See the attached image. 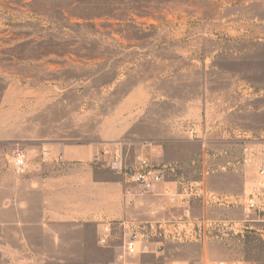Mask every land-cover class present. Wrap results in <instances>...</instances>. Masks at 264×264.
Returning a JSON list of instances; mask_svg holds the SVG:
<instances>
[{
  "label": "rangeland",
  "instance_id": "1",
  "mask_svg": "<svg viewBox=\"0 0 264 264\" xmlns=\"http://www.w3.org/2000/svg\"><path fill=\"white\" fill-rule=\"evenodd\" d=\"M116 129H126L118 140L132 154L149 144L165 147V160L191 152L181 162L192 179L205 138L215 190L239 194L256 181L264 0H0V205L22 185L16 148ZM173 141L195 145L165 144ZM209 217L222 222L205 243L170 245V258L264 264L263 215L239 206L211 208ZM0 264H14L3 250Z\"/></svg>",
  "mask_w": 264,
  "mask_h": 264
},
{
  "label": "crops",
  "instance_id": "2",
  "mask_svg": "<svg viewBox=\"0 0 264 264\" xmlns=\"http://www.w3.org/2000/svg\"><path fill=\"white\" fill-rule=\"evenodd\" d=\"M126 132V129L104 130L97 139L85 142L78 138H63L41 146L31 142V149H27L33 161L39 159L44 146L51 149L53 156L61 153L63 159H50L40 170L31 167L30 172L18 176L22 185L10 190L8 200L1 202L0 250L11 263L38 264V259L39 264L96 261L108 253L98 244L104 222L132 217L161 218L171 213V203L165 197H139L129 205L124 197L127 188L124 178L94 166L95 152ZM165 144L173 148L195 145L191 141ZM165 156V147L152 152L155 162L187 161L185 158L193 154L180 153L170 160H165ZM173 180L167 176L163 186Z\"/></svg>",
  "mask_w": 264,
  "mask_h": 264
},
{
  "label": "built area",
  "instance_id": "3",
  "mask_svg": "<svg viewBox=\"0 0 264 264\" xmlns=\"http://www.w3.org/2000/svg\"><path fill=\"white\" fill-rule=\"evenodd\" d=\"M201 140L199 159L192 161V165L199 164V179L187 176L185 171L188 165L179 160L155 162L152 152H159V145L149 144L146 150L132 154L131 143L116 140L103 144L95 152L92 160L94 166L108 169L124 178L127 184L124 197L129 205L139 197H165L171 203V213L165 217H132L104 222L98 244L108 251L107 261L97 264H190L170 258L169 247L173 244L205 243L207 231L222 222L209 217L211 208L242 206L247 217L253 212L264 216V161L257 170L256 181L246 183L241 194L220 193L208 184V177L215 171L211 165L213 154L207 140ZM38 158L33 161L27 148L18 147L12 159L13 168L22 175L30 172L31 167L40 170L50 159L61 161L63 155L53 156L51 149L44 146ZM167 176L174 180L170 185L163 186ZM207 262L204 259L201 264ZM211 264L258 263L243 259H219Z\"/></svg>",
  "mask_w": 264,
  "mask_h": 264
}]
</instances>
